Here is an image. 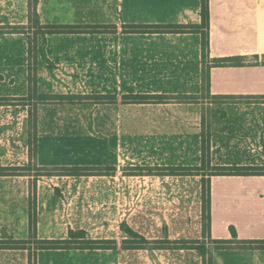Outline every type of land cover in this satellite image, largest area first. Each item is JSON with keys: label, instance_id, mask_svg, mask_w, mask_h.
<instances>
[{"label": "crops", "instance_id": "0c3cea01", "mask_svg": "<svg viewBox=\"0 0 264 264\" xmlns=\"http://www.w3.org/2000/svg\"><path fill=\"white\" fill-rule=\"evenodd\" d=\"M30 3L31 0H0V27H23L18 32L7 30L0 34V83L8 82L10 86L8 91L0 93V98L28 96L29 41L33 40L31 43H36L38 52L42 47L48 60V63L44 61L39 52L36 57L39 74L47 80L58 77L64 81L63 86L69 84L73 88L77 84L80 88L72 92L82 94L81 85L91 82L94 89L91 85L90 92L95 94L193 96L203 102L197 106L177 99L139 103L148 112L140 118L129 114L126 119L110 120L106 125L100 121L98 124L102 127L111 128V151L106 149L105 141L95 147L84 143V139L78 140L81 133L78 131L67 133L64 143L70 145L63 147L40 139L37 166L54 167L62 162V165L90 166L95 160L94 166L107 163L114 168L94 176H64L60 193L63 199L70 200L71 212L70 227L65 228L60 238L77 224L87 230L80 224L85 220L84 224L86 221L101 224L97 226L101 234H108L109 223L112 230H120L124 222L133 229L140 227L144 235L154 239L165 236L164 232L173 239H229L230 227H233L237 239L263 240L264 175H211L209 232L203 234V170L195 175L199 177L196 215L187 224L173 216L157 217L146 211L139 217L130 205L136 177H141L143 181L139 185L146 187L140 199H166L169 193L174 199H180L184 189L182 175L167 174L165 170L119 177V166L153 169L201 166L203 150L209 168L264 166V0H208L210 67L209 85L204 90L200 33L129 32L125 28L133 24H200L201 0H37L39 26H98L95 32L45 33L44 36L31 22ZM223 58L234 60L211 62ZM15 84L19 85L17 89ZM124 105L128 113L136 109L133 107L136 104L129 101ZM203 108L208 118L205 129ZM62 152L67 154V159L59 158ZM26 164L27 158L0 166ZM28 176V173L0 175V241L27 238L29 216L24 208L33 193L39 203L40 199H57V188L40 185V181L31 187L23 181ZM121 190L127 192L124 196L127 199H121ZM74 199H86L88 204L73 208ZM138 218L141 223L136 225ZM39 224L37 238H55L53 232L43 234ZM27 250L0 248V264H28ZM44 251H50L60 260L40 261ZM91 251L94 250H41L36 255V264H94L90 256L99 253ZM189 252L194 251L187 249ZM195 260V264H202L200 254ZM211 260L213 264H264V248L214 249Z\"/></svg>", "mask_w": 264, "mask_h": 264}, {"label": "rangeland", "instance_id": "374dc122", "mask_svg": "<svg viewBox=\"0 0 264 264\" xmlns=\"http://www.w3.org/2000/svg\"><path fill=\"white\" fill-rule=\"evenodd\" d=\"M4 31L5 29H0ZM33 40L29 41V87L30 92L27 97L23 98H0V164L1 163H17L25 160L27 158V164L24 166L13 165L10 166V170L13 173H28L29 176L23 178V181L28 182L31 187H35L36 183L40 181V185L47 186L50 185L52 188L58 189L57 199H36L35 193L27 199L25 202L24 212L28 213V216H32L33 221L36 225V235H37V224L41 228V232L54 233L55 238L58 239L63 236L65 228L69 226V214L71 212L69 206V199H63V194L60 191L63 189L65 183V175H60L59 170L62 165L54 167H40L36 163L37 148L39 146L38 141H53L60 147L65 144L64 139L68 132L78 131V140L84 139L83 142L91 146H98L100 143L105 141L108 151H111V146L113 141L111 140V128L102 127L98 124L100 121L106 125L107 121L126 119L129 114H132L133 118H140L141 115L147 114L144 111V106L138 105L136 103L135 97L138 94H131L129 96H116L111 94V92H106L105 94H95V92H90L92 86L94 89V83H85L81 85L80 91L83 93L72 92L73 89H79L77 84L71 88L69 84L63 86L64 81L58 77L46 79V76H41L39 67L37 65L36 57L39 52L36 47V43H31ZM38 52V53H37ZM92 85V86H91ZM110 87V84L108 85ZM8 82L3 84L0 83V93L9 90ZM13 87V86H12ZM19 85L15 84L17 89ZM106 88V86H105ZM52 90L53 92L47 93L45 91ZM111 89V88H110ZM44 91V92H42ZM79 91V90H78ZM109 91V90H107ZM204 96V95H203ZM169 99L166 101H182L188 103L191 106H197L203 102L195 99V97H177L173 98L168 96ZM129 101L130 103L136 104L135 110H131L129 113L127 110L123 109L124 104ZM10 106V107H8ZM141 110V111H140ZM203 111L202 123L203 128L207 127V111ZM76 123V124H74ZM83 132V133H82ZM104 133L108 137H104ZM81 136V138H79ZM13 139V140H12ZM48 139V140H46ZM124 146V145H123ZM120 150V155L122 156ZM33 158V160H32ZM61 160L67 159V154L62 152L59 157ZM95 159V157H93ZM204 174H208L209 166L207 164V154L203 150L201 153ZM8 160V161H7ZM6 161V162H5ZM61 162V161H60ZM92 162V161H91ZM97 161L93 160V165L90 168H100L101 172H111L112 166L107 163L102 165V167L94 166ZM8 167V166H7ZM263 167V166H262ZM6 168V167H5ZM177 170L178 175H182L184 178V184L182 185L184 189L181 191L182 198L174 199V195L169 193L166 199H140L142 193L146 187L144 185H139L143 179L141 177L135 178V183L131 187L132 191L130 194L133 196L130 199V205L135 209V213L140 217L143 215L142 212L152 213L154 216H173L178 218L179 221L189 224L194 221L196 215V203L198 193L196 192L197 181L199 177H195V172L189 170L191 167H181ZM8 169V168H6ZM58 169V170H57ZM96 169V170H100ZM119 177L122 174H143L151 172H164L165 167L161 168H143L139 166H128L127 164H121L119 166ZM152 170V171H151ZM8 171V172H10ZM202 171V170H201ZM189 173V174H186ZM83 176V175H81ZM94 176V175H90ZM140 179V181H138ZM122 181V180H121ZM49 187V186H48ZM121 188L123 185L121 184ZM54 189V190H55ZM136 191V192H134ZM121 199L127 196V192L124 190L120 191ZM148 197V196H147ZM150 198V197H148ZM154 198V197H152ZM86 199H74L73 208L78 206L83 208L88 204ZM92 202L93 199H88ZM76 202V203H75ZM42 203V204H41ZM124 202L121 203V206ZM94 208L90 209L91 211ZM73 222V221H70ZM82 226L87 228L85 230L86 236L93 239H114L116 241V247L113 249H100L94 250L99 253L97 256H90V260L94 264H195V259L199 254L198 250L193 249L194 252H189L187 254V249H130L126 250L121 247V242L127 235L120 230H112L111 223H109L108 234H101L99 231L101 224H92L85 220L80 221ZM136 225L141 223L140 218L135 220ZM116 225V224H114ZM131 226V225H130ZM133 227V226H131ZM70 228H68L69 230ZM80 229L77 224L74 228ZM133 229V228H132ZM134 230L140 231L144 237L153 240L150 236L144 235V231L140 227H135ZM119 231V233H116ZM68 232V231H67ZM97 232V233H96ZM112 232V233H111ZM165 235L170 240H176L169 238L166 232ZM46 235V234H45ZM29 236V235H28ZM27 236V238H28ZM67 234L63 237L65 238ZM105 236V237H104ZM164 237V234L161 238ZM26 238V239H27ZM158 238V239H161ZM184 238V237H183ZM197 240L196 238H186ZM203 240V239H202ZM201 241V240H200ZM206 242L207 254L202 258V264H208L211 256V248L214 247V243L209 240H203ZM152 246L150 247H154ZM28 248V264H36L37 244L30 240L26 246ZM169 247H175V244H170ZM56 250H69V249H56ZM80 250V249H73ZM88 250V249H83ZM182 250V251H181ZM209 250V251H208ZM90 251V250H89ZM91 251V252H94ZM193 253V254H191ZM49 259L60 260L59 257L53 256L50 251H44L40 254V261H47ZM210 264H213L212 260Z\"/></svg>", "mask_w": 264, "mask_h": 264}, {"label": "trees", "instance_id": "16d2710c", "mask_svg": "<svg viewBox=\"0 0 264 264\" xmlns=\"http://www.w3.org/2000/svg\"><path fill=\"white\" fill-rule=\"evenodd\" d=\"M36 1L31 0L29 10H30V19L34 24L36 31L44 36L45 33H81V32H95L98 28L96 25H46L39 26L38 16L36 13ZM201 23L200 24H133L125 26L126 30L129 32H150V33H183V32H198L202 36V64H203V90L208 88L209 85V76L208 68L210 67V61L208 59V26H209V8L208 0H201ZM5 29L4 31L0 30V34L4 32H18L23 29L21 26H7L0 27V29ZM40 54L44 61L48 63V60L45 57L43 48L39 49ZM234 59L223 58L211 60L212 64L226 63ZM236 62V61H235ZM169 99L166 95H144L138 94L135 97L136 103H163ZM184 167H181V169ZM188 168V167H186ZM100 168H90L88 166H63L59 170L60 175H72V176H81V175H99L101 174ZM180 168L177 167H168L165 168L167 174H181L177 170ZM193 170L195 174H200L203 168L201 166H195L188 168ZM13 169H6L0 166V175H15L11 172ZM58 170V169H57ZM10 171V172H8ZM209 173L207 177L203 174L202 177V190H201V207H202V229L203 234L209 232V220H210V185L209 177L211 175H264V166H215L208 169ZM189 174V173H186ZM120 229L127 235L121 242V247L126 250L134 249H196L202 258L207 254V245L203 240H193L180 238L176 240H170L165 235L161 239H147L139 232L135 231L129 227L126 223L120 224ZM231 238L229 239H216L211 240L214 243V247L211 248V251L214 249H227V248H236V247H249V248H264V239L263 240H240L237 239L235 229L230 227ZM33 240L37 244V250H56V249H88V250H100V249H113L116 247V241L114 239H93L86 236L84 229H69L67 236L65 238L58 239H39L36 235V225L32 219V216L29 217V236L27 239L23 240H6L0 241V248H22L27 249L26 244ZM154 247H150L152 246ZM170 244H175V247H169ZM209 251V250H208ZM211 262V256L208 261V264Z\"/></svg>", "mask_w": 264, "mask_h": 264}]
</instances>
